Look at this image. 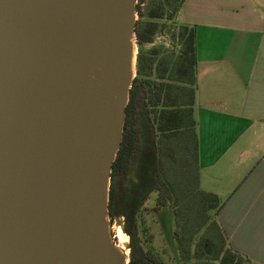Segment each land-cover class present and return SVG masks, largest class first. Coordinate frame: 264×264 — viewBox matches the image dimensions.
Returning a JSON list of instances; mask_svg holds the SVG:
<instances>
[{
    "label": "water",
    "instance_id": "1",
    "mask_svg": "<svg viewBox=\"0 0 264 264\" xmlns=\"http://www.w3.org/2000/svg\"><path fill=\"white\" fill-rule=\"evenodd\" d=\"M137 0H0V264H129L109 215Z\"/></svg>",
    "mask_w": 264,
    "mask_h": 264
},
{
    "label": "crops",
    "instance_id": "2",
    "mask_svg": "<svg viewBox=\"0 0 264 264\" xmlns=\"http://www.w3.org/2000/svg\"><path fill=\"white\" fill-rule=\"evenodd\" d=\"M176 21L196 29L200 188L224 201L228 245L264 264V0H185Z\"/></svg>",
    "mask_w": 264,
    "mask_h": 264
},
{
    "label": "trees",
    "instance_id": "3",
    "mask_svg": "<svg viewBox=\"0 0 264 264\" xmlns=\"http://www.w3.org/2000/svg\"><path fill=\"white\" fill-rule=\"evenodd\" d=\"M178 1L176 14L185 2ZM139 9L137 5V13ZM161 17L162 14L156 11L149 13L151 20ZM180 26L182 48L179 60L171 70L161 62L153 79L157 51L138 58V76L133 81L125 111L123 140L111 172L109 215L113 219L122 214L118 210L121 207V188L118 186L129 180L139 158L143 145L142 119H146L151 133L150 157L154 159L146 170L158 194L154 211L172 209L174 240L182 264H190L194 259L200 261L198 264H254L228 245L219 222L224 201L200 188L194 110L197 90L196 29L189 25ZM158 28L154 21L142 25L136 22L137 43L140 46L151 43ZM170 176L178 180L177 185L170 181ZM127 218L130 216L127 215ZM132 223L133 228H137L136 221L132 220ZM124 231L133 238L132 232L126 228ZM208 244L212 246L213 254L207 263L204 261L208 259L205 254ZM129 264L160 263L151 253L141 250L135 254L132 249Z\"/></svg>",
    "mask_w": 264,
    "mask_h": 264
},
{
    "label": "rangeland",
    "instance_id": "4",
    "mask_svg": "<svg viewBox=\"0 0 264 264\" xmlns=\"http://www.w3.org/2000/svg\"><path fill=\"white\" fill-rule=\"evenodd\" d=\"M137 5H139L140 9L139 13L136 12V22L142 25L146 22L154 21L157 22L159 28L151 43L140 46L136 40L135 76H138V58L140 56H148L153 50H156V64L152 76L155 79L157 75L156 67L159 63L163 62L171 70L179 60L182 48L179 37L181 26L176 21L179 1L137 0ZM151 11L161 13L162 17L157 20H151L149 18ZM142 128L143 145L139 158L132 168L129 180L126 179L118 186L121 188V192H119L121 207L118 210L122 214L115 216L113 219L110 217L113 240L116 244L119 243V240L115 238V232L120 229L126 236V242L122 246H124L128 258L132 249L135 254L143 250L151 253L160 264H182L174 240L175 226L172 209L163 208L160 211H154L158 194L154 190L153 181L148 178L149 173L146 170L147 166L150 168L152 162H154V159L150 157L151 133L147 127L146 119H142ZM169 179L177 185L178 180L175 181L172 176ZM127 215L130 216L129 219ZM132 220L136 221L137 228H133ZM125 228L133 233V238L126 234ZM205 250L208 259L204 262L208 263L213 254V248L208 244ZM199 262L194 259L190 264H198Z\"/></svg>",
    "mask_w": 264,
    "mask_h": 264
},
{
    "label": "bare ground",
    "instance_id": "5",
    "mask_svg": "<svg viewBox=\"0 0 264 264\" xmlns=\"http://www.w3.org/2000/svg\"><path fill=\"white\" fill-rule=\"evenodd\" d=\"M115 238H117V239L119 240V243L116 244L117 247H118L119 249L125 251L124 246H122V244L126 242V236L124 235V233H123L120 229H118V230L115 232ZM125 253H126V251H125ZM126 254H127V253H126Z\"/></svg>",
    "mask_w": 264,
    "mask_h": 264
}]
</instances>
